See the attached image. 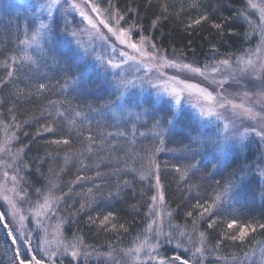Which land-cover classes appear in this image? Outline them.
Wrapping results in <instances>:
<instances>
[{"label":"trees","instance_id":"trees-1","mask_svg":"<svg viewBox=\"0 0 264 264\" xmlns=\"http://www.w3.org/2000/svg\"><path fill=\"white\" fill-rule=\"evenodd\" d=\"M194 2L199 6L192 7ZM112 3L121 10L126 7L133 10L131 18L125 17L127 23L120 22L121 28L133 22L142 25L147 31L137 27L132 35L149 37L150 45L154 43L157 51L175 62L198 67L240 55L248 45L246 23L243 16L237 15L244 13L245 0H112ZM103 7H107V0ZM9 12L16 14L14 10ZM12 14L0 12V81L8 80L10 57L15 56L17 61L11 82L7 86L0 84V146L11 147L12 159L19 165L16 175L28 182V191L52 187L61 196L59 211L74 237L98 251L120 250L142 228L155 192L154 178H147L142 162L150 157L149 164L155 170L173 222L204 233L208 255L237 261L236 264H257L251 260L252 255L261 248L264 250V230L258 227L264 223L260 146L250 143L244 151H231L217 163L213 146L211 149V145L191 143L187 132L193 136L199 128L189 120H177V129L156 140L151 137L154 122L143 125L132 118L112 119L107 112L118 102L117 92L103 79L89 74L93 90L83 94L74 89L70 78L51 59L42 61L44 66L38 69V75L35 70L29 71L27 57L35 59L38 50L25 47L20 41L28 38L37 24L34 18ZM201 15L208 20L195 24ZM154 21L157 27L152 28ZM215 23L222 24V30L213 28ZM60 26H53L54 35L47 34L52 45L46 47L61 60V67L70 66L72 73L86 72L85 56L64 37L68 33L61 31ZM66 80L68 83L62 88ZM41 83L46 87L38 93ZM21 91L23 96H18ZM57 111L65 115L58 116ZM77 111L79 116L75 114ZM45 125L52 130L45 131ZM58 139H67L69 144L51 143ZM187 144L194 151H184ZM190 164L197 167L190 168ZM241 168L247 173L243 190L225 196L224 188L230 181L235 182L233 173L240 175ZM218 193L221 205L201 217L203 208L198 205L210 204ZM81 205L87 206L81 209ZM222 209L221 215L215 214ZM5 214V204L0 201V216ZM105 215L110 220L101 229L100 221ZM233 217L241 227H256L255 232L249 229L243 244L227 238L220 241L221 236L237 231L228 229L224 223ZM4 223L9 222L0 220V264H10L13 256L10 248L15 246L7 238L9 229L4 228ZM209 223H213L212 228Z\"/></svg>","mask_w":264,"mask_h":264},{"label":"rangeland","instance_id":"rangeland-1","mask_svg":"<svg viewBox=\"0 0 264 264\" xmlns=\"http://www.w3.org/2000/svg\"><path fill=\"white\" fill-rule=\"evenodd\" d=\"M39 2L40 0H0V12L12 14L9 11L14 10L16 14H12L13 16L20 17V15H23L24 17L27 16V19L34 18L37 26L42 20L52 23L53 19H55L58 24H61L60 27L62 31L65 28L63 14L53 9V16L49 17L46 10L37 11ZM253 4L256 5V7H252L251 5ZM245 5L246 9L244 11L243 22L246 23L248 30L246 34L248 45L244 49V52L240 55L229 58L230 67L217 65L216 61L198 66L204 73L203 75L201 73L192 72L189 69L177 67L176 65H183L184 63L172 61L159 51V55L155 60L150 59L156 54L157 50L156 48L153 49L152 45L149 43L142 46L143 52L147 53V57H142L139 52L121 45L116 40L115 36L107 33V29H105L102 24L97 22V28L93 29L86 23H82L81 17L75 12L68 16L69 20L75 16V22L69 25L68 31L76 30L79 27L87 29L83 34H78L76 39L82 41L90 51L92 48H95L96 52L93 56L104 52L106 47L104 39H109L110 43L117 49L116 59L118 61L126 60L129 56L134 58L128 60V64L124 65L125 68H128V65H134V67L130 68L127 73L128 79L133 81V83L129 84L128 87L124 89L123 99L114 103L111 110L107 112V115H110L112 119L116 121H126L132 118L143 125L148 121L154 122V128L152 129L153 134L151 137L156 140H162L161 137L163 135L165 136V134L170 133L169 128L165 127L169 120H172L175 125L177 120L180 121L186 119L192 123H196L199 128V131L193 134V136H198L200 139L208 141L210 138L216 136L217 124H221L222 127V122L217 120L215 116L201 119L197 109L192 107L193 104L198 106H209L208 102L199 92V89L204 88L205 90L212 92L213 89L217 88V84L212 82L213 76L228 77L229 73H232L238 78H245V74L239 71L242 65L238 62V58L243 57L245 62L249 58L256 60V57L252 54L256 53L258 48L261 49L260 55L264 56V23H262V19H264V0H245ZM22 9L25 10L19 11ZM87 11L90 13L91 9H87ZM92 16H95V14L93 13ZM249 21H251V23H249ZM58 24H54L53 26H58ZM97 33H100V35H97ZM105 33H107V36L103 35ZM47 34L48 33H45L43 35L41 42L50 39ZM31 36L32 34L28 38ZM64 37H67L66 39L71 44L74 43L77 50L79 49V52L85 56V66L87 68L86 73L88 74V77H91L89 74L96 75L97 79H103L117 92L118 77H116L111 70H109L108 73H105L104 69L99 66V63L93 58V56H86L83 49L77 47L75 40H73L70 35L64 34ZM139 37L140 36L132 35L131 42L137 43V45L140 46ZM30 48L34 49V47ZM120 51L125 52L124 57L119 56ZM137 61H139V63H137ZM244 66H246V63ZM211 67H220L221 72L211 73ZM149 78L159 85H164L169 88L176 87L183 89L180 95V105H176L173 99L170 96L163 94V92H161L160 95H157V90L147 83ZM174 78L179 79L182 83L177 85ZM184 84L195 85L196 87L184 89ZM224 88L228 93L227 99L231 100L233 103L241 104L246 102L245 97L243 96L244 89L241 88L239 84H236L229 79L224 85ZM248 91L249 95H252L253 90L249 89ZM253 99H255V97H253ZM214 103L215 102H213V104ZM253 110L255 112L260 111V109L255 106L253 107ZM236 113H239V115ZM223 116L226 121L237 127H239L242 122L253 123L247 115L243 114L242 109H232L229 107L227 111L223 112ZM157 121L160 122L159 127H162L164 130L162 135L157 134L160 132L158 129L159 127L155 126ZM136 128L137 127L134 129L136 130ZM177 128V126L174 127V129ZM159 142L155 143L156 146L159 145ZM253 142L260 146V156L262 160H260L259 169L260 177L264 182V143H261L258 138L251 137L242 144L233 143L227 145L225 147V156L231 153V151L242 152ZM210 147L213 149L212 146ZM213 155L218 158L216 150H213ZM0 156V201L5 204L6 214L4 216L7 217L5 221L9 222V227L11 229H21V226H23L22 230L26 236L31 234L36 237L37 242L43 241L45 247L50 250L59 249L61 253L63 252L65 245L76 241L79 243V247L82 251H88L91 253V256L88 258V264H106L105 257L111 252L110 250L106 249L107 251H98L76 235L74 237V232L70 230L71 228H68V223L64 220L59 211L61 205L60 201H62L61 196H57L50 186L43 188V190L40 189L42 194L39 195V197L37 196V188L28 191V186L24 184L22 179H18L16 175L18 174L19 165L17 160L12 159L11 147L7 145L0 146ZM149 158L150 157H146L142 162L145 163L144 170L147 178H154L153 187L155 192L153 197L156 199L153 200L152 197L150 200L149 208L145 214V222L140 231L133 235L132 238H129L120 250L116 249L115 252H112V255L115 256L117 260H120L121 264H133V260H135V264H159L160 261H163L164 264H168V260L173 256H180L181 258L184 256L182 259L189 260L190 264H236L237 261L232 262L230 260L228 261L218 258L216 257L217 255H208L205 252L204 238L203 243H201L200 233L193 229L179 226L173 222L172 214L168 211L164 198L161 200V196L163 197L162 189L160 184L159 187H157L155 170L152 165L149 164ZM24 170H27V168H24ZM51 183H49V185ZM56 189L58 188L56 187ZM25 192L31 197V207L25 203ZM13 205H16L15 216L12 215ZM21 217H24V219L21 220ZM150 225L151 228H149ZM170 233L182 240V247H176L175 239L169 243L168 237ZM181 233L184 235L181 236ZM17 235H19V233H17ZM145 237H147L148 241L152 244H156V242L159 241L156 252L152 253L156 258L154 261H149L148 259L150 248L147 247V245L140 247L144 243ZM84 243L87 244L91 250L86 247ZM262 246H264V244ZM25 247H27L26 243ZM32 247L35 248L36 243H33ZM137 247H140V253L138 255H135L132 258L124 255L125 251ZM185 248H188L189 250L185 251ZM196 248H201L202 250L200 260H197L193 255ZM14 251V248H10L11 255H14ZM97 251L103 255L98 257L96 255ZM260 252L255 251L251 260L257 264H264V250L262 251L263 253L261 256H259ZM84 260V256H80L77 261L73 260L70 254L57 255L50 258L49 264H84ZM176 264H180V262L177 261Z\"/></svg>","mask_w":264,"mask_h":264},{"label":"snow or ice","instance_id":"snow-or-ice-1","mask_svg":"<svg viewBox=\"0 0 264 264\" xmlns=\"http://www.w3.org/2000/svg\"><path fill=\"white\" fill-rule=\"evenodd\" d=\"M106 0H40L38 4L37 11L39 10H46L49 17L53 16V9H55L57 12H61L63 14L64 20H65V28L64 31L70 35L73 40H75L77 47L83 49L86 56H93V54L96 52L95 48H92L91 51L89 48L80 40L76 39L78 34H83L87 31L84 27H79L76 30L68 31L69 25L75 22V16L72 17L71 20L68 19V16L75 12L77 13L81 19L82 23H86L88 26H90L93 29L97 28V22L99 24H102L105 29H107V33H110L112 36H115L116 40L121 44L124 45L126 48H130L135 50L136 52H139L142 57H147V53L143 52L142 46L146 45L150 42V38L141 34L139 37L140 40V46L137 45V43L131 42L132 39V33L133 29L139 27L141 31H147L146 29H143L142 25H139L136 22H133L130 24L127 28H121L120 22L124 21L127 23L128 21L125 19V17L131 18L132 16V9L125 8L123 10L119 9L118 7L114 6L112 3V0H107V7H103L105 5ZM198 3L194 2L192 4V7H198ZM252 7H256V5H251ZM87 9H91V12L89 13ZM95 14V16H92V14ZM137 19L139 18V14L137 12ZM237 15L239 17L244 16L243 12H238ZM107 17V18H105ZM207 21L208 17L201 15L198 19L194 21L195 24H200L201 21ZM56 20L53 19L52 23H48L45 21H41V23L36 27V29L33 31L32 36L30 38H25L24 40H21L20 43L22 45H25L27 47H34L38 50V54L36 55L35 59H33L31 56L27 57L31 67H29V71H34L35 75H38V69L42 66V61H46L47 59H51L53 63L60 68V72L65 76L70 78V82L73 85L74 89L78 90L79 92L83 94H87L91 92L92 86L90 84L88 74L86 72H76L72 73L71 67H61V60L56 57L54 54H52L49 49L46 47V45H51L52 40L48 39L44 42H41V38L45 33H54L53 25L56 24ZM251 23V21H249ZM262 23H264V19H262ZM111 25V26H110ZM152 28L157 27V23L154 21L151 24ZM213 28L219 30H222V24L215 23L212 25ZM115 29V30H114ZM107 33L103 34L104 36H107ZM97 35H100V33H97ZM105 44V50L103 53L94 55L93 58L99 63V66L102 67L105 71V73H108L109 70L112 71V73L118 77V89H117V100H122L124 97V89L128 87L129 84H132L133 81L128 79L127 73L130 68L134 67V65H128V68H125L124 65L128 64V60L134 59L133 57L129 56L126 60H120L118 61L116 59V53L117 49L114 45L110 43L109 39H104ZM152 48L155 49L156 45L153 43ZM215 51V50H214ZM261 49L258 48L256 53H253L252 55L256 57V60H253L252 58H249L246 62L244 61L243 57L238 58V62L242 65L239 69L240 72L245 74V78H238L234 74L229 73L228 77L224 76H213L212 82L217 84V88L213 89L212 92H209L205 90L204 88H200L199 92L204 97V99L208 102L209 106H198L196 104H193L192 107L197 109V112L201 119L205 117H211L215 116L217 120L222 122L221 124H217V134L216 136L210 138L208 141H204L200 139L198 136H192L191 132H187V135L191 137V143L200 145H211L215 148V150L218 153L217 163L220 162V159L225 156V147L229 144L233 143H243L244 141L250 139L251 137H256L259 139L261 143H264V56L260 55ZM159 55V52L157 51L154 56H152L150 59L155 60ZM120 57L125 56L124 51L119 52ZM12 62V67L10 70L7 71V77L8 80L6 81H0V84H3L4 86H7L9 82H11L12 77L16 75V68L15 65L17 63L16 57H10ZM139 63V61H137ZM246 63V66H244ZM217 65H222L225 67H230V59L224 58L216 61ZM177 67H182L184 69H189L192 72L195 73H201L204 74L201 71L200 67L192 66L189 64H183V65H176ZM24 65L21 63V70L23 69ZM119 70V71H116ZM221 68L220 67H211V73H220ZM175 79V78H174ZM231 79L234 83L239 84L241 88L244 89L243 96L245 97V103L236 104L233 103L231 100L227 99L228 93L226 92L224 85L228 82V80ZM68 83V80H66L65 85H61V87H66ZM147 83L151 85V87L155 88L157 90V95H160L161 92L163 94L170 96L176 105H180V95L183 89L180 88H169L164 85H159L152 81L151 78L147 80ZM175 83L177 85H180L182 82L179 79H175ZM45 85L43 83L39 84L37 88V92H43L45 90ZM196 87L195 85L190 84H184V89L193 88ZM249 89L253 90L252 95H249ZM18 96H23V92H19ZM255 97V99H253ZM213 102H215L213 104ZM251 105V106H249ZM258 107L260 109L259 112H255L253 110V107ZM91 108V106H89ZM231 107L232 109H242V112L244 115H247L253 123H241L239 127L235 126L234 124H230V122L226 121L223 112L227 111ZM95 110V109H93ZM77 116L80 115V112L77 111L75 113ZM239 115V113H236ZM58 116H64L65 113L57 111ZM159 121L156 123V127H159ZM165 127H168L169 130H173L175 125L172 120L168 121V124L165 125ZM45 131H51L52 129L45 125ZM163 129L160 130L158 135H162ZM91 139V137H89ZM53 144H69V140H53L51 141ZM23 151V149H21ZM184 151H194L192 149L190 144H187L184 146ZM190 168H196V164H190ZM179 171V169H178ZM238 172L240 175H236L234 172L233 175L236 177L235 182L230 181L228 186L224 188V195L228 196V194L231 192L233 194L239 193L243 190L245 184H246V171L245 169L241 168L238 169ZM78 179H81L82 177H77ZM23 179V178H21ZM25 185L28 184L27 181H24ZM157 187H159V180L157 179ZM37 196L42 194L40 189H37ZM231 197L229 196V199ZM262 198H264V194H262ZM24 199L25 203L29 205V207L32 206L31 197H29L28 193H24ZM156 198L153 197V200ZM163 197L161 196V200ZM221 195L218 193L215 198L212 199V202L210 204H203L198 205L199 207L203 208V211L200 213V216L203 217L207 213H212L213 209L216 208L218 205H221ZM87 205H81V209L86 207ZM16 205H13V212L12 215H16ZM79 211V210H78ZM222 211H217L216 215H221ZM78 214V213H77ZM189 216L192 215V213H188ZM6 216H0V220H5ZM24 217H21V220H23ZM110 220L109 215L103 216V219L100 221V228L104 229L106 225L108 224ZM95 223V221H93ZM228 229H237L235 233H229L227 236H221L220 241L222 242L225 238L230 239L233 243L239 242V244L245 243L246 237L249 234V229H251L252 232L256 231V227L253 225H246V226H239L236 222V218H231L226 221ZM21 229H11L9 227L8 223H4V228L9 229L7 232V238L11 239V243L13 246H15L14 255L12 256V260L10 264H49V260L51 257H55L57 255H71L73 260H79L80 256H84V264H88V258L91 256V253L88 251H82L79 247V243L74 241L70 244H67L64 246L63 252L61 253L59 249L56 250H50L49 248L44 246V242L36 241V237L32 236L31 234L25 235L24 231ZM123 227V226H121ZM209 228L213 227V223L208 224ZM258 227L262 230H264V223H259ZM151 228V225L149 226ZM127 231V229H124ZM19 233V235H17ZM184 234L181 233V236ZM201 237V243H203L204 233H200ZM176 240V247L180 248L182 247V240L178 239L174 234H169L168 240L169 243L172 242V240ZM25 243L27 244V247H25ZM33 243H36V247H32ZM159 244V241L156 242V244H152L150 241H148L147 237L144 238V243L140 246L143 247L147 245V247L150 248V252L148 254L149 261H154L156 258L152 255V253L156 252L157 245ZM218 246V245H217ZM140 247H137L135 249H130L124 252L125 256H129L132 258L135 255H138L140 253ZM188 248H185V251H188ZM116 249L112 248L111 252L108 253V255L105 257L106 264H121L120 260H117L115 256L112 255V252H115ZM202 250L201 248H196L193 255L196 257L197 260H200ZM96 255L99 257L103 255L100 252H96ZM179 261L180 264H190L189 260L182 259L180 256H173L168 260V264H176V262ZM133 264H135V260H133ZM159 264H164L163 261H160Z\"/></svg>","mask_w":264,"mask_h":264}]
</instances>
